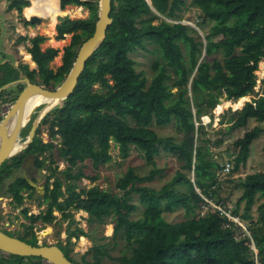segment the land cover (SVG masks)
<instances>
[{
  "label": "trees",
  "instance_id": "trees-1",
  "mask_svg": "<svg viewBox=\"0 0 264 264\" xmlns=\"http://www.w3.org/2000/svg\"><path fill=\"white\" fill-rule=\"evenodd\" d=\"M58 1L60 9L78 4L89 10L86 17L65 16L56 23V39L73 32L71 42L64 47L61 65L56 70L49 67L57 49H42L40 43L45 36L35 34L29 37L31 45L27 51L37 68H29L27 63H19L18 68L9 62L0 63V85L19 78V70L31 81L48 88H54L65 78L78 47L94 30L98 0ZM6 3L9 9L22 12L30 1ZM185 3L186 0H111L112 22L102 43L86 60L73 91L42 117L30 144L0 167L1 193L5 185L2 171L9 167L8 161L18 165L26 153H32L35 165L41 168L50 159L43 193L46 208L26 215L33 238L41 227L37 221L41 220L43 225L53 221L54 209L60 211L62 218L71 220V209L85 210L90 223L105 222L108 215L113 218L112 248L94 243L92 260L81 257L77 261L72 257L70 238L87 233L80 226L69 231L62 251L76 264H102V258L111 257L110 251L119 240H123V246L115 257L117 264H264V171L242 177L238 201L232 204V199H224L217 193L222 185L216 176L220 164L212 157L210 147L203 144L209 139L201 136L205 133L204 108L213 109L209 114L212 118L222 95L235 100L254 93L234 111L224 132L245 126L250 118L264 121V76L255 89V70L258 62L264 60V0H191L197 12L189 16L199 30L181 21ZM26 38L25 35L18 39ZM139 48L154 55L150 78L136 69L132 53ZM96 83L105 90L95 89ZM22 88L23 84L18 83L3 89L0 98L13 101ZM237 100L231 103L234 108L238 107ZM219 107L222 109V105ZM36 111L21 131L23 138ZM170 122L182 132L178 139L163 137L153 128ZM42 125H47V141L40 135ZM260 132L261 127L255 125L233 141L237 153L230 174L246 162L251 142ZM56 137L58 140L54 142ZM111 141L123 158L132 147L136 148L148 170L140 174L128 166L115 182L116 188L122 190L120 194L98 183L77 189L79 177L96 178L95 173L83 172V162L88 160L97 165L108 161ZM220 142L221 139L216 141ZM53 148L67 161L63 169L53 162ZM161 149L174 152L179 167L162 186L150 187L145 183L162 171L155 159ZM44 152L48 155L39 158ZM6 189L15 206L22 203V189L31 190L30 195L33 192V186L21 176L8 182ZM134 193L138 194L143 209L140 216L131 218L132 211L138 208V203L132 201ZM205 198L220 206L201 212V207L207 204ZM254 206L256 215L252 211ZM175 208H181L185 218L166 220L163 213ZM231 215L238 220H230ZM26 241L37 245L35 240ZM41 262L40 257L37 261L28 258L24 264Z\"/></svg>",
  "mask_w": 264,
  "mask_h": 264
},
{
  "label": "rangeland",
  "instance_id": "rangeland-1",
  "mask_svg": "<svg viewBox=\"0 0 264 264\" xmlns=\"http://www.w3.org/2000/svg\"><path fill=\"white\" fill-rule=\"evenodd\" d=\"M56 1L58 0H31V5L25 7V10L19 12V14H17L16 10H9L8 8L6 9V5L3 2H0V17H2L0 23L3 29L2 38H0V48L2 49L1 51L4 52L0 61L1 64H7V62H9V64L15 68L18 63H27L29 68H37V65L35 63L31 64L29 60L25 59L24 55V52H26L27 47L30 46L31 43L27 39L20 40L18 38L24 35L33 36L35 34H42L45 36V40L40 43L41 48L45 49L46 47H54L57 49L56 55L49 62V67H51L53 70H56L57 67L61 65L64 47L71 42L73 32L65 33L63 39H56V23H58L61 18L65 16L71 18L86 17L89 10L86 6L78 4H69L63 9H60L58 7L59 1L57 3ZM40 12L44 14H41ZM192 12L196 13L197 9L192 6L191 0H186L182 12L184 15L181 21L193 24V18L189 16ZM26 15H39L41 18L40 22L33 23ZM166 19L171 22L176 21L174 19ZM27 20L30 22L27 23ZM53 21L54 25L52 30L50 28V23ZM12 38L14 42L12 44H8ZM10 45L15 47V53ZM132 56L136 60L137 71H143L148 76V78H150L152 75L151 62L154 55L148 50L139 48L132 53ZM255 73L257 75V84L255 85V89H258L259 80L264 76L263 59L258 62ZM94 87L95 89H100L101 86L99 83H96ZM14 91L16 94L18 93V89H15ZM245 96L246 98L241 102L240 97L237 98L238 100H233L226 99L224 95H222L219 97L222 99V102L216 103L214 109L216 112H214L212 118L209 117V114L213 111L212 108H204L202 113V119L205 123V133L201 136L209 139L208 142L204 140L203 144H207L210 147L212 157L221 163L226 160H230L233 163L234 157L237 153V149L233 146V141L236 138L242 136L244 131L255 125H259L261 127V132L251 142L250 154L246 162L244 164H240V166L234 172H232V174H227L228 176H219V179L222 181V185L221 189L219 192L217 191V193L220 194L222 198L232 199V201H238L237 198L242 189L240 183L242 177H244L247 173L254 171H264V121H257L254 118H250L248 119L245 126L235 128L230 132H224L227 128V125L229 124L228 121L234 117V111L240 109L246 101L250 100L251 97L254 96V93H250ZM226 100L230 101L229 105L226 104ZM236 100L238 107L234 108L231 103H234ZM11 102L12 101L9 99L0 98V112L5 109L7 105H10ZM220 105H222V109L219 107ZM153 128L158 132L159 135L163 137L171 136V140L178 139L182 135V132L177 128V126L173 124V122H170L166 125L153 126ZM40 135L44 141L49 140L47 125L41 126ZM57 137L53 138L54 142H57ZM218 139H221L219 144L216 143ZM110 144L109 152L111 154V158L108 161L105 163H99L97 165L92 164V162L88 160L83 162V172L86 175H92L95 173L96 178L91 180L86 176L79 177L76 180L78 184L77 189L84 186L89 187L94 183H98L100 187H103L110 192L120 194L122 190L116 188L115 182L128 166L134 167L140 174H143L148 170V165H146L144 158L139 155V152L136 148L132 147L129 155L123 158L119 155L118 147L115 142L111 141ZM45 155H48V153L44 152L40 156L44 157ZM52 158L53 162L57 163L58 169H63L67 165V161L58 156L56 148H53ZM155 159L157 165L162 168V171L157 174L152 181L145 184L150 187L159 188L171 179L175 170L179 167V161L174 152L165 149H161L159 154H156ZM49 162L50 159L47 158L45 165H47ZM40 172L43 174V176H45L47 170L46 168H42L40 169ZM227 177H229V181H225ZM10 181L11 176H7L2 180V183L5 185L1 187L0 193V221L2 224L3 222H9L8 227L11 230L14 232H20L22 230L28 229L27 224H29L30 221L26 215L44 211L47 202L46 200L44 201V198L40 193H35L34 196L37 195V197L33 198L27 197L24 192L23 202L20 205L15 206V204L12 202V194L6 189V185ZM213 186H216V184ZM63 187L64 186H62V188ZM132 201L138 203L137 193L133 194ZM213 203L215 202H207V204H205L204 210L209 209V207L214 208V206L211 205ZM243 205L244 201L242 200L240 201V207L242 208ZM24 209H27L26 214L24 213ZM142 209L143 207L138 203V208L132 211L130 217L135 218L140 216ZM71 211L73 212V220L69 218L63 219L57 210H54V214L56 215V219L54 221L43 225L41 224V220H38V226L41 225V227L38 229L37 235L40 237V239L49 243H53L57 241V239L63 241L66 239L69 231L73 230L76 226H80L87 233V235H79L77 238L74 237L71 239V242L68 243V246L72 247L70 253L75 260L80 261L81 257L92 260L93 256L91 247L94 243H104L107 248H112L111 246L113 242L111 240V234L113 232V218L110 215L106 217L107 219L105 222L98 224L97 221H93L92 223L88 222V213L85 210L73 208ZM252 211L256 215L255 206L253 207ZM163 217L170 222L179 221L185 218L181 208H175L173 212H164ZM82 236H85L84 240H82ZM122 246L123 240H119V243L117 242L116 248L110 251L111 257L104 256L101 260V263L117 264L115 257L120 254L119 248ZM43 263L49 264L47 261Z\"/></svg>",
  "mask_w": 264,
  "mask_h": 264
},
{
  "label": "water",
  "instance_id": "water-1",
  "mask_svg": "<svg viewBox=\"0 0 264 264\" xmlns=\"http://www.w3.org/2000/svg\"><path fill=\"white\" fill-rule=\"evenodd\" d=\"M110 10L111 0H98L97 20L94 24V30L78 47L71 68L57 86L48 88L44 84L33 82L21 70H19V78L0 85L1 92L12 85L23 84V88L11 102L5 114L0 117V167L5 160L12 158L30 144L42 117L53 106L65 100L73 91L78 82V77L84 69L86 60L94 53L106 36L107 27L112 22V17L109 15ZM40 19L38 15L29 17V20L33 23L40 22ZM190 25L199 30L195 23ZM2 31L3 29L0 27V32ZM218 101L222 102V99L219 98ZM38 106L40 107L36 111ZM35 111L36 115L32 119L28 133L23 138L21 131ZM28 182L39 188L41 193L44 192V188L37 185L32 179H28ZM0 249L15 255L29 256L33 261H37L40 257L49 264H76L68 259L61 248L54 243L33 245L17 236L9 235L1 229Z\"/></svg>",
  "mask_w": 264,
  "mask_h": 264
},
{
  "label": "flooded vegetation",
  "instance_id": "flooded-vegetation-1",
  "mask_svg": "<svg viewBox=\"0 0 264 264\" xmlns=\"http://www.w3.org/2000/svg\"><path fill=\"white\" fill-rule=\"evenodd\" d=\"M40 155H39V158H42ZM8 164H9V167L2 171V175H4V178L7 176H11V180H12V179H15V178H18L21 176V177H24L25 179H27V181H28V179H32L37 185H41L44 188L45 176H43V174L40 172V169H42V168L45 169L47 165H45V163H44L41 168L37 167L35 165L34 154L26 153V155L22 158L21 162L18 165H15V164L13 165V163L11 161H8ZM30 191L31 190H29V189L28 190L22 189L20 191V194H22V196H23L22 202L24 199V192H25L27 197H33V198L37 197V195L34 196L35 193H40V194H42V196L44 193V192L41 193L40 189L35 187V186H33L32 195H30ZM54 210H57V209H54ZM54 210H53V213H54ZM57 211L60 213L59 210H57ZM60 215H61V213H60ZM61 217H62V215H61ZM0 219H1V215H0ZM55 219H56V217H55ZM8 225H9V222H3V224H2L0 221V229L3 230L4 232H6L7 234L11 233L12 235L17 236L20 239H23L25 241L26 240H35V241H37V244L49 243V242H46L45 240L40 239V237L37 235V233L35 234V238H33L32 234L28 231V229L22 230L20 232H18V231L14 232L13 230H11L8 227ZM26 242H28V241H26ZM53 243L56 244L57 246H59L62 250V247H64L66 244V239L63 241L57 239V241H55ZM28 258H31V257H29V256L20 257V255L11 254V253H8V252L0 249V264H24V263L28 262ZM41 261H42L41 263L44 264L43 262H45V261H43L42 259H41Z\"/></svg>",
  "mask_w": 264,
  "mask_h": 264
},
{
  "label": "built area",
  "instance_id": "built-area-1",
  "mask_svg": "<svg viewBox=\"0 0 264 264\" xmlns=\"http://www.w3.org/2000/svg\"><path fill=\"white\" fill-rule=\"evenodd\" d=\"M8 107H9V105H7L6 108L3 109V110L0 112V117L3 116V115L5 114V112L7 111ZM231 167H232V162H231L230 160H226V161H224V162L221 163V167L218 169L217 174H218V175L227 174V173L230 171ZM205 200H206V198H205ZM206 201H207L208 203H211L208 199H207ZM211 205H213L214 208L220 206V205L217 204V203H213V204H211ZM214 208H213V209H214ZM228 212H229V211H228ZM230 214H231V213H230ZM230 218H231L230 220H232V221H234V222L238 220V217H236V216H232V215H231Z\"/></svg>",
  "mask_w": 264,
  "mask_h": 264
},
{
  "label": "crops",
  "instance_id": "crops-1",
  "mask_svg": "<svg viewBox=\"0 0 264 264\" xmlns=\"http://www.w3.org/2000/svg\"><path fill=\"white\" fill-rule=\"evenodd\" d=\"M6 1L7 0H0V2H3L5 5H6V9L8 8V6H7V3H6ZM31 2V1H30ZM58 1H56V3H57ZM31 4V3H30ZM29 4V5H30ZM25 7H27V6H25ZM25 7L23 8V10H25ZM9 9V8H8ZM9 10H16V12H17V14H19V12H18V10L17 9H15V8H10ZM25 13V12H24ZM41 14H44V13H42V12H40ZM27 17H30L31 15H26ZM39 16V15H38ZM1 18L2 17H0V20H1ZM1 25V24H0ZM3 32V31H2ZM2 32H1V36H0V38H2ZM28 41H29V38L27 39ZM14 42V40H13V38H12V40L10 39V43H8V44H12ZM30 42V41H29ZM11 47H12V50L14 51V53H15V47H13L12 45H10ZM2 49L0 48V59L2 58V56H3V53L4 52H2L1 51ZM26 52H27V50H26ZM30 54V53H29ZM32 60V59H31ZM1 61V60H0ZM33 61V60H32ZM34 62V61H33ZM19 64V63H18ZM17 64V65H18ZM36 64V63H35Z\"/></svg>",
  "mask_w": 264,
  "mask_h": 264
},
{
  "label": "clouds",
  "instance_id": "clouds-1",
  "mask_svg": "<svg viewBox=\"0 0 264 264\" xmlns=\"http://www.w3.org/2000/svg\"><path fill=\"white\" fill-rule=\"evenodd\" d=\"M29 1H31V0H29ZM31 3V2H30ZM29 6V5H28ZM29 19V18H28ZM1 27V26H0ZM0 34H1V32H0ZM1 36V35H0ZM25 36V35H24ZM29 37H31V36H27V38L26 39H28ZM27 50V49H26ZM28 52V51H27ZM29 53V52H28ZM31 55V54H30ZM31 59H32V57H31ZM33 60V59H32ZM34 61V60H33ZM34 63H35V61H34ZM14 64V63H13ZM15 65V64H14ZM15 68H18V65H16V67ZM262 78V77H261ZM219 102V101H218ZM11 104V103H10ZM244 105V104H243ZM242 107V106H241ZM9 108V107H8ZM2 117V116H1ZM219 162V164H220V166H219V168L221 167V162L220 161H218ZM233 163H234V161H233ZM233 163H232V165H233ZM218 168V169H219ZM218 169L216 170V176L218 177V179H219V176L220 175H218L217 174V171H218ZM231 170L232 169H230V171L227 173L228 175L230 174V172H231ZM227 174H223V175H227ZM231 201V203L232 204H234V202L232 201V200H230ZM204 207H205V205H203L202 207H201V212H205V211H207V210H212L213 208L212 207H209V209H206V210H204ZM229 213H230V211H229ZM234 222V221H233ZM236 222V221H235ZM72 238H74V236H72L70 239H72ZM251 242H252V244H251V246L252 247H254V242H253V240H251Z\"/></svg>",
  "mask_w": 264,
  "mask_h": 264
},
{
  "label": "bare ground",
  "instance_id": "bare-ground-1",
  "mask_svg": "<svg viewBox=\"0 0 264 264\" xmlns=\"http://www.w3.org/2000/svg\"><path fill=\"white\" fill-rule=\"evenodd\" d=\"M54 23V21L52 22V23H50V28L53 30V24ZM47 25V24H46ZM47 28V27H46ZM49 32V31H48ZM24 55H25V59H27V60H29L30 61V63L31 64H33L34 62L31 60V55L28 53V52H24ZM56 58V57H55ZM246 98V96H244V97H240V101L242 102L244 99ZM239 104H241V103H239ZM83 237V239L82 240H84L85 239V236H82ZM82 237H80V238H82ZM82 244V243H81Z\"/></svg>",
  "mask_w": 264,
  "mask_h": 264
}]
</instances>
